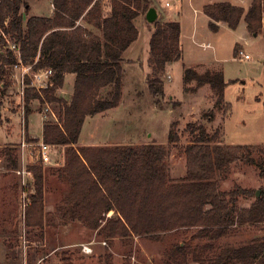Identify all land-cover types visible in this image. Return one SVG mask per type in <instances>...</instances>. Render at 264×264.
Returning a JSON list of instances; mask_svg holds the SVG:
<instances>
[{
	"label": "trees",
	"instance_id": "16d2710c",
	"mask_svg": "<svg viewBox=\"0 0 264 264\" xmlns=\"http://www.w3.org/2000/svg\"><path fill=\"white\" fill-rule=\"evenodd\" d=\"M54 15H33L29 0H0V84L6 67L19 61L36 71H54L52 87L38 90L26 77L25 118L28 121L34 100L59 105L61 119L45 121L42 139L54 149L65 147L64 164L51 169L69 188L57 206L56 217L67 224L79 222L95 231L103 241L160 235L180 229H196L195 238L207 239L192 245L178 243L168 249L166 264H264V237L241 245H216L215 240L237 225L264 222V186L261 195L241 186L226 191L221 179L240 161L257 165L264 173V159L255 156L256 145L226 144L211 134L204 123H189L192 139L180 145L181 134L174 122L169 144L80 146L79 139L88 117L117 107L123 96L124 52L138 39L136 20L157 0H110V13H104L103 0H52ZM24 9V11H23ZM209 26L219 30L218 22L237 29L242 19L251 35H264V0H254L246 9L230 2L210 3L203 7ZM150 39L151 72L148 89L155 104L162 106L166 93L163 75L167 64L182 58L181 24L177 20L154 23ZM7 37H10L8 39ZM240 44L235 46V57ZM75 81L71 100L57 95L67 75ZM184 81L198 86L209 84L215 106L224 110L226 82L222 70L202 72L188 67ZM103 91H106L104 94ZM207 119L214 117L209 111ZM171 144L186 156L185 176L173 178L168 165ZM18 149H5L8 168L18 166ZM35 193L27 210V225L44 228L55 218L45 208V166L32 165ZM255 196L250 207H240L239 199ZM113 253L106 251L99 264H113ZM59 264L76 263L65 258Z\"/></svg>",
	"mask_w": 264,
	"mask_h": 264
},
{
	"label": "rangeland",
	"instance_id": "374dc122",
	"mask_svg": "<svg viewBox=\"0 0 264 264\" xmlns=\"http://www.w3.org/2000/svg\"><path fill=\"white\" fill-rule=\"evenodd\" d=\"M173 1L171 6H166V0H157L155 7L162 14V20H177L183 24L180 41L182 58L168 63L163 75L166 93L163 105L155 104L146 81L151 72L150 39L154 24L144 14V17L136 20L138 39L132 43L129 51L124 52L123 66L126 73L121 103L105 114L88 117L77 146L169 144L174 122H177V130L181 134L180 145H185L192 139V134L186 129L187 125L197 122L204 123L211 134L218 131L221 143L256 145L255 156L264 159V35H251L244 19L237 29L221 27L213 31L204 13L199 14L196 23L198 32L192 35L194 9L189 0ZM199 2L203 1L195 0L194 5L198 6ZM38 3L39 0H29L31 8L25 15L26 19L33 15L42 16L41 12H46L44 7L38 9ZM207 43L211 46L204 47ZM237 43L240 44V50L250 54L251 59L241 58L240 55L235 57ZM188 67L200 72L208 68L222 70L229 83L225 90V101L230 106L224 110L216 109V98L209 84L198 86L195 81L186 83L184 76ZM19 75L18 70L7 66L3 80L10 85L5 87L0 84V264H59L65 258H71L76 263L99 264L106 251L113 253V264H166L165 252L176 244L184 242L196 245L207 242V239L195 238L196 229H180L158 238L142 236L116 239L111 244L79 222L61 223L56 217V210L69 186L51 169L56 170L64 164V146L54 149L56 153L53 164L44 165L45 208L48 217L55 219L46 225L43 236L40 229L29 227L27 213L25 220L19 214V195H23V191L19 188V178L15 172L18 166L15 169L8 168L4 156L5 149L15 147L19 155L18 145L25 116L18 96ZM73 86L74 76L69 74L57 95L70 101ZM46 105L50 106V112L44 119ZM213 110L214 117L207 119L208 112ZM23 111L26 113V108ZM60 113L59 105L42 104L34 100L26 121L27 139L32 141L35 136L42 139L44 122H58L61 119ZM170 146V174L173 178H180L186 174V156L178 146ZM31 172L32 176H28L29 191H26L31 200L30 205L36 191L35 175ZM236 186L249 189L255 194L260 191L261 195L264 173L254 164L242 161L233 164L231 173L221 179L220 188L229 191ZM255 196L247 199L241 197L239 206L253 203ZM263 237L264 222L237 225L214 243L241 245L253 238ZM84 246L92 248V251L84 252Z\"/></svg>",
	"mask_w": 264,
	"mask_h": 264
},
{
	"label": "built area",
	"instance_id": "2783aa9c",
	"mask_svg": "<svg viewBox=\"0 0 264 264\" xmlns=\"http://www.w3.org/2000/svg\"><path fill=\"white\" fill-rule=\"evenodd\" d=\"M173 4V0H167L166 6H171ZM211 44H204V47H210ZM19 61L14 65V69L20 72L19 77L17 78L18 84L20 86L18 91V96L21 99L22 113L25 109V89L28 86L26 84V77L31 79V86L37 88L38 90L52 87L54 82L51 77L54 74L53 69L51 68H43L36 71L32 70L31 65H24L19 55V51H17ZM239 55L244 59H251L250 54L245 53L243 50L239 51ZM15 79V78H14ZM13 79V82H14ZM50 106L46 105L45 111L43 114V118H47L49 116ZM27 122L24 116L22 120V128H21V139L18 145L19 148V156H18V167L15 172L19 178V188L23 191V195H19V209H20V217L22 220L26 219L27 208L31 203L29 194L27 195L26 191L28 190V176H32V172L30 169L31 165H51L54 163V154L56 153L54 148L47 144L43 139L34 137V140L29 141L26 137ZM84 252H91L92 248L88 246L83 247Z\"/></svg>",
	"mask_w": 264,
	"mask_h": 264
},
{
	"label": "crops",
	"instance_id": "0c3cea01",
	"mask_svg": "<svg viewBox=\"0 0 264 264\" xmlns=\"http://www.w3.org/2000/svg\"><path fill=\"white\" fill-rule=\"evenodd\" d=\"M167 1V0H166ZM198 1H203V2H199V5L198 6H195L194 3H195V0H189L190 2V6L194 9V17H193V24H194V33L192 35H194L196 32H198V26L196 25V23L198 22V17H199V14L200 13H204L203 11V7L207 4H210V3H218V2H224V1H227V2H230L232 3L233 5H236V6H241V7H244V8H248L251 3L254 1V0H198ZM103 3H104V13L105 14H109L110 13V0H103ZM174 3V1H173ZM42 4H45V6H42ZM246 4V5H245ZM38 9L41 10L42 7H44L46 10V12H41L42 13V16H45V17H52L54 15V5H53V2L52 0H39V3H38ZM199 7V8H198ZM34 7L32 8V11H33ZM158 12V19L157 20H160V21H170V20H162V14L157 10ZM205 14V13H204ZM206 15V14H205ZM207 16V15H206ZM31 17V16H30ZM141 17H144L143 15H140L138 18H141ZM137 18V19H138ZM145 18H146V14H145ZM207 24L209 25V22H210V18L207 16ZM180 22V21H179ZM181 24V37H180V41L182 39V36H183V24L182 22H180ZM218 26H219V29L221 27H228V25L225 23V22H218L217 23ZM246 26H247V23H246ZM132 46V45H131ZM131 46L125 51V53L127 51L130 50ZM124 53V54H125ZM74 76V75H73ZM74 81H75V76H74ZM106 112V111H105ZM105 112H102V113H99V114H105ZM97 114V115H99ZM96 116V115H95ZM94 116V117H95ZM85 146H103V145H97V144H91V145H88V144H83ZM17 146V145H16ZM187 171V170H186ZM185 176V175H184ZM183 177V176H182ZM45 204H46V198H45ZM251 204H248V205H245L243 207H250ZM244 225H249V223L247 224H244Z\"/></svg>",
	"mask_w": 264,
	"mask_h": 264
},
{
	"label": "water",
	"instance_id": "95a60500",
	"mask_svg": "<svg viewBox=\"0 0 264 264\" xmlns=\"http://www.w3.org/2000/svg\"><path fill=\"white\" fill-rule=\"evenodd\" d=\"M146 19L150 23H154L158 19V12L155 7H151L146 13ZM257 196H260V191H257Z\"/></svg>",
	"mask_w": 264,
	"mask_h": 264
}]
</instances>
